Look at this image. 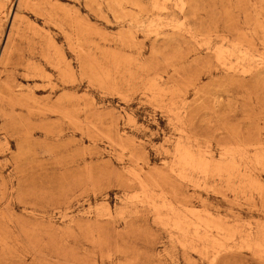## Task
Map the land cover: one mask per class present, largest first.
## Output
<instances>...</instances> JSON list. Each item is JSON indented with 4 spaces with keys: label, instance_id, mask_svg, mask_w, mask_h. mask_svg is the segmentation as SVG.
I'll return each instance as SVG.
<instances>
[{
    "label": "rangeland",
    "instance_id": "1",
    "mask_svg": "<svg viewBox=\"0 0 264 264\" xmlns=\"http://www.w3.org/2000/svg\"><path fill=\"white\" fill-rule=\"evenodd\" d=\"M0 264H264V0H0Z\"/></svg>",
    "mask_w": 264,
    "mask_h": 264
}]
</instances>
